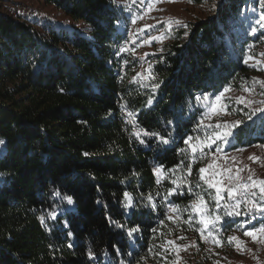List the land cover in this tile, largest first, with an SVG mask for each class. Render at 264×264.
I'll list each match as a JSON object with an SVG mask.
<instances>
[{"label": "trees", "instance_id": "16d2710c", "mask_svg": "<svg viewBox=\"0 0 264 264\" xmlns=\"http://www.w3.org/2000/svg\"><path fill=\"white\" fill-rule=\"evenodd\" d=\"M11 1L0 0V264H179L180 247L183 264H213L245 220L217 211L199 171L209 156L197 141L218 131L202 101L223 93L233 115L229 95L255 86L263 64L248 58L264 59V0H221L163 30L145 77L135 53H114L128 29L114 0H38L68 28L11 14ZM251 113L211 151L264 144V109ZM199 204L222 217L208 231Z\"/></svg>", "mask_w": 264, "mask_h": 264}, {"label": "rangeland", "instance_id": "374dc122", "mask_svg": "<svg viewBox=\"0 0 264 264\" xmlns=\"http://www.w3.org/2000/svg\"><path fill=\"white\" fill-rule=\"evenodd\" d=\"M114 1L117 5L125 9L128 22L127 31H130V26H132L133 37L134 35L137 37L141 35L144 38L141 46L143 47L142 56L146 60L148 59L147 56L154 51L153 47L156 44H160V35L163 30L186 26L189 22L207 18L221 2V0H213V2L206 1L203 4H196L195 0H155L154 9L147 16H144L132 9L128 0ZM6 8L11 14H14V11H21L29 17L34 16V19L38 18L41 22L52 24L58 28H68L74 25L71 19L64 13L56 10L54 7L46 6L38 0H12L6 5ZM19 16L23 17V15ZM76 27L78 30L87 33L88 28L86 25L78 23ZM248 62L255 66H259L261 63L263 64L262 69L255 76V86L253 89L229 95L228 101L226 102L227 105L230 104L233 106V115L227 114L224 116L226 108L223 103V98L219 101L203 103L206 108L212 107L211 110H207V113L213 118L208 122V125L211 129H217L218 131L212 133L209 137L207 136L205 139L198 140L197 145L201 151L207 150L209 156L204 171L206 182L208 184H216L217 187L221 188L220 195L224 197V202L230 203L245 195L247 198V212L261 218L259 221H255L254 224L249 222V225L264 226L262 223L264 211L253 206L254 203L256 205H264V199L260 198L259 189L252 182V180H264V146L255 145L251 148L235 150L234 153H227L225 150H222V152L211 151L215 143L221 145L222 148L224 147L225 141L215 139V137L217 133L223 135L226 132L224 127L227 124L229 125V123H233L232 121L235 120L233 119L234 116H238L237 121L241 122L239 120L247 118L252 114L251 112L264 109V59H258L256 57L248 58ZM250 157L252 158L250 159ZM249 176L252 177V180L248 179ZM237 185H248V187L237 188ZM230 187L236 193L234 198L228 197L226 189ZM214 190L217 196L216 188ZM253 192H256L257 195L253 196ZM224 202L223 200L220 201L222 210H224ZM198 206L200 207L198 210L201 219V212L204 211H202L200 204ZM204 218L208 220L212 219V217L209 218L206 214ZM244 220V225L246 226L248 219L244 218ZM244 225H242V230H234L229 235V237H238L240 241L239 247H237L236 241H233L229 243V246H226V250L220 252L216 250L217 248H211L213 264H264V234L262 236H256L257 239L253 240L252 237L243 234L246 231L243 229ZM211 226H213L211 223L208 224L207 228L203 225L204 231H208ZM205 241L209 243L206 237ZM176 249L174 248L176 254L179 256L178 262L179 264H183L182 261L185 260L182 259L184 258V247Z\"/></svg>", "mask_w": 264, "mask_h": 264}, {"label": "built area", "instance_id": "2783aa9c", "mask_svg": "<svg viewBox=\"0 0 264 264\" xmlns=\"http://www.w3.org/2000/svg\"><path fill=\"white\" fill-rule=\"evenodd\" d=\"M128 3L130 5V7L136 11H138L141 15L147 16L155 7V0H128ZM15 15H23V17H28L27 19H34V16L29 17L27 14L22 13L21 11H14L13 12ZM131 29L130 31H127L124 38L119 41V43L117 44L114 53L117 55V57L119 56H125L129 53H135L136 57L139 59L140 62V73L142 75V77H145V72L148 68V61L143 58L142 56V49L143 47L141 46L142 41H144V38L140 35L139 37L135 36L133 37V32H132V26H130ZM139 54V55H138ZM118 75H124L125 74V66L124 64L121 65V67L119 68V70L117 71ZM120 110H121V116L123 121L126 124H130V125H134L135 124V116L126 108L121 107L120 106ZM210 115L208 113L205 114V118H209ZM259 146H264V144H257ZM238 200L241 201L240 204V208L238 209L241 212V215L236 216H230V217H242L245 219H248V223L246 224L245 227H247L249 225V222L251 223H255V221H259L261 218L259 216H255L252 214H249L247 212V198L246 196H241V198H239ZM225 200L223 199V202ZM236 201L233 202H224V207L227 206L228 208H231L232 205H234ZM246 213V214H245ZM230 218L229 216H226ZM253 217H255V219H253ZM263 218V217H262ZM264 220V219H262ZM243 226V228H244ZM263 225H259V226H253L248 230H252L253 228H255L257 230L256 232V236H262L264 234V232H260L259 229L262 227ZM247 231V230H246ZM244 234V233H243Z\"/></svg>", "mask_w": 264, "mask_h": 264}, {"label": "snow or ice", "instance_id": "6c2138e0", "mask_svg": "<svg viewBox=\"0 0 264 264\" xmlns=\"http://www.w3.org/2000/svg\"><path fill=\"white\" fill-rule=\"evenodd\" d=\"M245 63H247V60H245ZM227 90L228 89H225V91H227ZM221 96H223V93H221L220 95L216 96V100L219 101L221 99ZM204 98L207 99V97H204ZM197 99H199V97ZM217 127H219V125H217ZM230 134H231L230 132H225L223 135H220L219 133H217L215 139L225 140L226 137L228 135H230ZM190 139L191 138L189 137L188 140H185V143L188 144V142H189ZM164 142L167 143V141H164ZM213 142H215V140H213ZM192 150L195 153L196 148H193ZM251 158L252 157H250V159ZM199 171L201 173H203L205 171V169L204 168H201ZM188 172H189V174H191V167L190 166H189ZM200 178L203 179V176H201ZM248 179L249 180H252V177L249 176ZM252 182H253V185H255V186L258 187L259 194H260V198L261 199H264V180H259V181L252 180ZM173 183H175V181H173ZM210 187L216 188V191H217V196H216V209L218 211L221 208L220 201L223 200L224 197L220 195L221 188L217 187L216 184H210ZM236 187L237 188H246V187H248V185H237ZM172 191H174V190H170L169 191V195L172 194ZM226 191H227V194H228V197L229 198H234V195L236 193H234V189L233 188L230 187V188L226 189ZM56 195H59V193H56ZM252 195L255 196V195H257V193L256 192H253ZM125 196L127 197V193L125 194ZM200 199H201V201L203 203L206 204V201H203V197H201ZM68 200H69V203H71V198L70 197H68ZM240 204H241V201L240 200H237V202L234 205H232L231 208H228L227 206H225L224 207V213H225V215L226 216H229V217L230 216H233V215H236V216L241 215V212L238 210L240 208ZM253 206L254 207H258L261 211H264V205H256L254 203ZM173 211H175V208H173ZM205 214H206L205 212H201V219H200V223L203 224L205 226V228H207V226H208L209 223L213 224V226H214L215 223H217V222H219V221L222 220V217L219 216V215H215L211 220L205 219L204 218ZM253 219H255V217H253ZM138 230H139L138 226L130 229L129 230V235H131L133 232H136ZM259 231L260 232H264V226H262L259 229ZM256 232H257V230L255 228H253L252 230L245 231L244 232V235L245 236L252 237L253 240H256L257 239ZM203 235H204V233L201 232L202 238H203ZM208 235L211 236L212 235V232L209 231L208 232ZM180 239H183V237H180ZM233 241H236L237 247H239L240 241H239L238 237H235V236L228 237V243H232ZM169 243H174V242H171L170 241ZM213 243H215L217 246H222L223 241L221 239H219V238H214L213 239ZM90 255H91V253H90Z\"/></svg>", "mask_w": 264, "mask_h": 264}, {"label": "crops", "instance_id": "0c3cea01", "mask_svg": "<svg viewBox=\"0 0 264 264\" xmlns=\"http://www.w3.org/2000/svg\"><path fill=\"white\" fill-rule=\"evenodd\" d=\"M215 101H216V99H214V101L210 100L209 102H215ZM202 102H203V103H207L206 100H203ZM212 106H213V105H212ZM211 108H212V107H209V108H207V109L211 110ZM234 152H235V151L228 152V153H234ZM206 183H207V185L210 187V184H208V182H206ZM210 188H211V187H210ZM212 188H213V187H212ZM212 188H211V189H212ZM212 190L215 191L214 188H213ZM216 194H217V192H216Z\"/></svg>", "mask_w": 264, "mask_h": 264}]
</instances>
